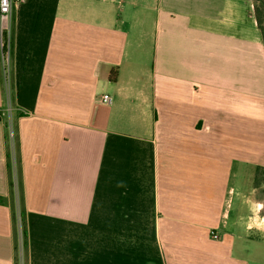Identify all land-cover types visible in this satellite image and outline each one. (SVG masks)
Here are the masks:
<instances>
[{
    "label": "crops",
    "instance_id": "obj_1",
    "mask_svg": "<svg viewBox=\"0 0 264 264\" xmlns=\"http://www.w3.org/2000/svg\"><path fill=\"white\" fill-rule=\"evenodd\" d=\"M10 63L0 264H15L4 115L19 146L26 264H247L235 227L254 231L261 202L231 181L264 168L253 0H25Z\"/></svg>",
    "mask_w": 264,
    "mask_h": 264
},
{
    "label": "rangeland",
    "instance_id": "obj_2",
    "mask_svg": "<svg viewBox=\"0 0 264 264\" xmlns=\"http://www.w3.org/2000/svg\"><path fill=\"white\" fill-rule=\"evenodd\" d=\"M11 131V130H10ZM7 143L11 152V164L12 166V175L14 182L15 190V205H16V216L19 219V185H18V174L16 168V156H15V136L13 131L9 135V130H6ZM251 173V174H250ZM253 174V176H252ZM235 177V176H234ZM252 181L248 180L252 178ZM232 184H235L246 193L252 187L256 188V195L254 199L261 202L260 210L264 207V170L254 169L253 167H248L247 170L242 172V175L238 176L236 181H231ZM243 194V193H242ZM237 203V201H235ZM234 206V205H233ZM245 208V207H244ZM239 211V215L245 217L247 215V209L245 208ZM261 212V211H260ZM259 216L262 214L259 213ZM256 218L251 225L255 227L254 231L245 232L243 227H235L239 238L236 241L234 252L235 256L243 259L247 264H264V218ZM17 234H18V249L16 253V263L17 264H26L25 252L21 247V234H20V223H17Z\"/></svg>",
    "mask_w": 264,
    "mask_h": 264
},
{
    "label": "trees",
    "instance_id": "obj_3",
    "mask_svg": "<svg viewBox=\"0 0 264 264\" xmlns=\"http://www.w3.org/2000/svg\"><path fill=\"white\" fill-rule=\"evenodd\" d=\"M253 12H254V18L256 21V26L260 32L261 37V43L264 47V0H253ZM11 50H12V29L10 34V61H11ZM5 51L4 47L0 48V79L4 80L5 74H4V68L1 63V54H3ZM11 67V63H10ZM10 75H11V68H10ZM11 77V76H10ZM110 81L114 82L116 79V71H111L110 73ZM17 116L20 115L19 113H14ZM3 122L5 127V139H6V169L8 174V185H9V195L7 198V201L5 199H1V202L3 204H8V207L10 208V215H11V222H12V237H13V246H14V258H15V264L16 263V253L18 249V234H17V223L19 221L20 223V234H21V247L23 251L25 252V257L27 255V241H28V233H27V226H26V217H25V209H24V199L20 184V169H19V146L17 137L14 138L15 140V156H16V168H17V174H18V185H19V219H17L16 216V205L14 202L15 199V190H14V182H13V175H12V166L11 164V152L7 143V135L6 130H8V121L6 116H3ZM15 133V131H14ZM15 136V134H14ZM261 169V168H257ZM264 170V168L262 169ZM26 259V258H25Z\"/></svg>",
    "mask_w": 264,
    "mask_h": 264
},
{
    "label": "built area",
    "instance_id": "obj_4",
    "mask_svg": "<svg viewBox=\"0 0 264 264\" xmlns=\"http://www.w3.org/2000/svg\"><path fill=\"white\" fill-rule=\"evenodd\" d=\"M25 0H0V48L5 49L4 53L1 54V63L4 68V82L9 85L10 81V34L12 29V14L13 9L17 4L23 3ZM103 104H110L111 97L104 95L101 98ZM9 112L8 109H6ZM9 135H11V125H8ZM11 130V131H10ZM213 239H217L218 236L211 232Z\"/></svg>",
    "mask_w": 264,
    "mask_h": 264
},
{
    "label": "flooded vegetation",
    "instance_id": "obj_5",
    "mask_svg": "<svg viewBox=\"0 0 264 264\" xmlns=\"http://www.w3.org/2000/svg\"><path fill=\"white\" fill-rule=\"evenodd\" d=\"M260 214H262L264 216V207L262 208Z\"/></svg>",
    "mask_w": 264,
    "mask_h": 264
}]
</instances>
